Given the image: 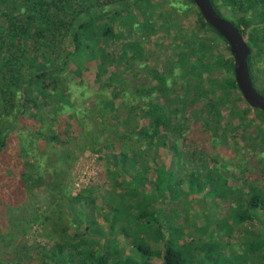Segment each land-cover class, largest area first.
I'll list each match as a JSON object with an SVG mask.
<instances>
[{
    "label": "trees",
    "instance_id": "obj_1",
    "mask_svg": "<svg viewBox=\"0 0 264 264\" xmlns=\"http://www.w3.org/2000/svg\"><path fill=\"white\" fill-rule=\"evenodd\" d=\"M151 1L0 0V215L4 217L8 207L21 208L19 204L25 203L30 193L34 198L39 197L38 192L45 194L48 190L65 202L60 209H53L54 216L48 217L54 221L44 229L50 243L46 239L47 244L41 247L35 241L31 244L18 238L31 231L42 214L32 213L29 225L23 229L0 220V244L3 241L10 244L13 256L0 258V264H156L152 261L154 257L160 258L162 264H264V227L256 237L248 234L242 245L228 241L240 221L254 219L247 213L264 211V176L256 171L262 169L263 158L252 154V161L248 160L254 179L245 193L220 170L216 159L219 154L210 149L211 145L218 148L225 143L227 132L221 128V133L208 136V132L218 128L217 116L223 107L233 115L253 112L262 125L264 110L248 104L243 111L237 106L244 97L235 78L230 46L205 20L193 0H188V4L196 8L197 27L188 38L178 33L180 49L171 60V67L164 70V79L161 80L162 67L156 65L146 67L147 72H152L149 95H143L148 86L136 80L127 83L120 80L119 88L110 89L118 72L125 74L135 71L137 66L148 65L150 53L144 47V39L159 34L154 11L148 8ZM211 1L217 12L233 21L244 34L251 48L248 61L254 85L264 93V83L254 73L257 63H264V0ZM178 7L172 12L173 17L183 8L182 4ZM119 15L123 17L118 27L105 22L119 20ZM125 28L133 31L134 37L125 38L122 34ZM199 29L211 30L226 42L228 55L217 51L212 41L202 40L197 33ZM195 35L200 52L194 58L197 50L186 49L182 44L193 47ZM110 40L121 42L114 52L102 46ZM94 55L101 58L98 80L111 66H118L107 85L98 88L78 82L67 70L71 62L83 69L87 56ZM218 59L223 63L216 66ZM131 64L135 65L130 67ZM203 67L222 75L219 88L206 82ZM135 74H141V69ZM155 79L159 82L153 83ZM183 82H187L190 90L189 97L182 101ZM158 92L164 104L158 102ZM170 94L175 101L169 103L166 95ZM87 98H93L98 119L87 114L84 104ZM111 103V120L118 131L123 130V137L135 139L132 146L126 140L117 149L113 146L104 149L103 145L112 140V123L106 118ZM66 110L80 130L76 137L65 141L62 135L73 125L63 115ZM187 114L193 120L190 124ZM141 120H147V125H141ZM193 123L199 125L195 124L196 129L191 131ZM60 138L66 146L63 153L56 147ZM181 139L187 159L177 146L174 150L178 158L169 168L161 170L150 165L155 162L161 143L171 146L170 140ZM86 150L100 154L97 160L109 181V188L101 195L102 203L97 201V186H87L77 195L66 189L69 172ZM30 157L39 162L41 169L25 166V159ZM211 159L217 164L213 168L208 167ZM250 163H255L256 169ZM148 182L153 184L151 192L146 187ZM194 185H198V190L209 186L214 200L229 202L228 213L210 215L206 225L200 226L194 217L180 213L177 208H166L169 201H184L186 190L190 192ZM9 202L14 205H7ZM66 216L74 221V227L57 225L67 221ZM41 222L38 225L42 228ZM130 222L143 225L146 231L135 233ZM110 234L130 235V255L112 247ZM184 236L186 239L181 242ZM227 247L229 256H222L227 254Z\"/></svg>",
    "mask_w": 264,
    "mask_h": 264
},
{
    "label": "rangeland",
    "instance_id": "obj_2",
    "mask_svg": "<svg viewBox=\"0 0 264 264\" xmlns=\"http://www.w3.org/2000/svg\"><path fill=\"white\" fill-rule=\"evenodd\" d=\"M180 1V2H179ZM23 0H20L19 3H22ZM179 15H176L173 17L172 12L177 9L176 7L181 6ZM187 6V7H186ZM148 8L154 11V17L157 21V24L159 26V34L156 36H151L147 39H144V47L147 52L150 53L148 65H144L143 68L136 67L135 71L137 69H141V74H135V71H127L125 74L117 73L115 77H117L115 82H113V86L111 89H114L115 87H118L120 80L124 81L125 83L130 81H135L138 84L143 83V85H147L148 87L144 88L143 95L147 96L149 95L151 89L149 83L152 82L151 77L152 72H147L146 67H154L157 65V67H162V76L161 80L165 77V71L171 67V60L177 56L179 47V41L177 39V35L180 32L181 34L185 35L186 38L190 36L193 29L197 27V13L196 8H191L188 4V0H152L150 4H148ZM179 8V7H178ZM10 10V8H9ZM136 13L140 14L139 9H135ZM13 13V12H11ZM14 14V13H13ZM123 17V16H122ZM121 15H119V20H106L108 24H113L114 26L118 27L120 20H122ZM139 18H141L139 16ZM2 19L5 22V17L3 16ZM100 22L99 24L105 23ZM202 40H204L207 43H210L212 41V45L216 46L217 51H219L221 54L228 55V45L226 42H224L222 39L218 38V36L211 30L203 31L200 30L197 31ZM122 34L125 36V38L128 39L134 37L133 31H130L128 28H125ZM101 36V35H100ZM136 37V36H135ZM103 42V40H102ZM121 42L117 40H110L108 42H104L102 45L103 48H105L108 52H114L117 50L118 45ZM198 43L199 39L195 35V44L193 45V48L191 45L186 44L183 42L182 46L186 49H198ZM200 50H197L194 53V58L199 56ZM257 55V51L255 52ZM101 61L100 56L94 55V56H87V58L84 60L85 67L83 69H79L78 66L74 63H70L67 66V70L71 73V75L78 81V82H84L92 87L98 88L102 85H107V83L110 81V75L112 73H116V69L118 66H111L109 71L107 73H104L101 80H98L96 73L98 70V65ZM223 63V60L218 59L215 62L216 66H219ZM264 63L261 61L257 63V65L254 67V73L255 77L258 81L264 83ZM135 64H131L130 67H133ZM124 68V67H123ZM127 68V67H126ZM174 66L172 65V69ZM204 69L206 67H203ZM122 70V68H121ZM165 70V71H164ZM218 72L216 71H208L203 70L202 75L205 76L206 82L208 84H211L212 86L219 88L220 82H222V75L218 76ZM159 82L158 79L153 80V83ZM117 83V84H115ZM261 84V83H260ZM189 86L187 85V82H183L182 91L184 93V96L180 100H185L189 97ZM158 102L160 104H164L165 100L161 96V94L158 92ZM187 95V96H185ZM61 97V96H59ZM166 97L169 98V103L174 102L175 98L170 95H166ZM92 99L93 98H87L84 101V104L86 106V112L89 115L91 119H98L97 113L93 109L92 105ZM118 101V100H117ZM111 102V101H110ZM119 103V102H118ZM113 104L111 103L107 109H106V118L111 121V133H112V140L110 142H106L103 146L104 149L108 150L110 146H113L114 149H117L120 147V144H123L124 141L128 140V143L132 146L135 142V139H132L130 137L129 139L125 136L123 133V130L118 131V128L115 127V122L111 120V115H113L111 108ZM237 106L241 110H247L249 105L246 102L245 99H240L237 103ZM118 107H121V105H118ZM129 110V108H128ZM70 111L66 110V112L63 114L65 118L68 119V121H73V118H70L68 115ZM166 112V111H165ZM187 124H190L193 122L191 116L187 114ZM126 119V118H124ZM127 120H130L129 118ZM254 124H252V122ZM73 125L68 126L66 130L68 129V133L62 135V139L69 140L71 138L76 137L78 134L80 127L77 126V124L72 122ZM217 123L218 128H215L208 132V136L210 138L216 136L218 133H221V128L224 129L226 134V141L225 143H221V145L218 146V148H215L213 145H211L210 149L212 152L218 153L219 156H216V159L218 160L219 164L217 165L214 163V161L211 159L209 162L210 168L215 167V165L220 167V170L225 174L230 176V180L232 182V185H235L238 189L240 188L243 192L247 193L249 187L248 184L252 182L254 179V175L252 174V171L249 170V161H252L253 156H260L263 158L262 163V169H256L254 165L252 164L253 169H256L257 173L262 172L264 176V125L260 124L259 121L255 120L253 112H245L243 115H233L231 114V110H228L227 108L223 107L221 111L219 112L217 116ZM198 127L199 123H193V127L191 131L196 129V126ZM252 124V125H251ZM141 125H147V120H141ZM192 125V124H191ZM77 128V129H76ZM212 132V133H211ZM62 139L60 138L59 141H56V147L62 149V153L65 151L66 146L64 143H62ZM182 139L179 142H175L170 140L171 146H166L165 144L161 143L158 149V155L155 157V162L151 161L150 165L156 166L159 169H166L171 166V164L177 160V152L174 150L177 146L179 148V153H181L185 159L188 157L184 154V146L182 144ZM47 144V143H46ZM176 144V145H174ZM49 145V144H48ZM184 151V152H183ZM183 152V153H182ZM91 150L84 151L81 155H79L78 159L75 162L74 167L71 169V171L68 174V193L75 195V193L78 191V188L93 185L97 186V190L95 193H98L99 196H97V201L102 203V197L101 195H105L107 189L109 188V181L105 172V169L103 165L99 164V161L95 159V156ZM26 160V161H25ZM25 166L27 168H40L39 162L35 160L34 158H27L25 159ZM249 160V161H248ZM192 165V164H191ZM226 165V166H225ZM228 166V167H227ZM41 169V168H40ZM44 173V170H43ZM152 175L154 180L157 178L156 170H152ZM153 184L147 183L146 187L148 191H152ZM198 185H194L192 189H187L186 192L188 195L184 197V201H169V207H166L168 210L172 208H177V210L180 213H186L189 217H194L196 219V222L198 225H206V222L209 221L210 215L214 214H224L226 215L229 210V206L231 205L229 202L224 200H219L218 198H215L213 193L208 186L207 188H203L201 190L197 189ZM210 191V192H209ZM241 191V192H242ZM66 192V191H65ZM242 192V193H243ZM39 197H34L30 193V197L27 198L26 196V202L22 201L20 207L17 208L15 206L8 207L7 214L4 213V217L0 215V220L4 222L6 225H20V228L23 229L26 227V225H29V219L33 214H37L40 216L42 214L43 216L39 220L42 223L43 227L41 228L38 223H34L32 226V230L28 231L26 235H20L18 239H25L28 240L31 244L33 241H35L36 246H43L47 244V236L46 232H44L45 227L47 225H53L54 221L50 220L49 216H54L53 213L54 210L60 209V207L65 203L62 197H59L57 193H51L50 191L44 192H38ZM241 194V193H240ZM48 196V197H47ZM6 199V196H4ZM4 199V202H5ZM218 199V200H217ZM21 202V200H20ZM218 203V204H217ZM7 205H14V203L9 202ZM18 206V205H16ZM56 208V209H55ZM54 209V210H53ZM262 211V210H260ZM33 213V214H32ZM255 214V215H254ZM249 217H254L252 221H240L239 225L236 227L235 233L232 235V237L229 238L230 244L235 245H242L243 241L245 242L247 240V236L249 234V237H256L264 227V211L262 213H247ZM67 221H60L57 223V225H70L71 227H74L76 225L74 221L71 220L70 217L66 216ZM45 221V223H44ZM101 221V220H100ZM130 225L132 226L135 233H142L146 231V228L143 227V225H137L132 222H130ZM129 225V226H130ZM119 224H115L114 230L116 231L118 229ZM214 227V226H213ZM212 227V228H213ZM211 228V229H212ZM21 232V231H20ZM187 238L190 239L189 236L190 233H187ZM130 235L127 234L125 236L121 234H110V239L112 241V247L115 249H122L125 251L126 255H130L132 252L131 246L128 244V240ZM47 239V240H46ZM186 239V236L181 238V242H184ZM226 239V238H225ZM50 243V241L48 240ZM227 242V241H226ZM12 250V246L10 244L5 243L4 241L2 244H0V258H13L12 253L9 251ZM39 252V251H38ZM225 252L227 254H224L222 256H229V248L225 249ZM156 264H162V261L160 258L154 257L152 259ZM218 262L224 263V260L218 259Z\"/></svg>",
    "mask_w": 264,
    "mask_h": 264
},
{
    "label": "water",
    "instance_id": "obj_3",
    "mask_svg": "<svg viewBox=\"0 0 264 264\" xmlns=\"http://www.w3.org/2000/svg\"><path fill=\"white\" fill-rule=\"evenodd\" d=\"M193 1L205 20L228 42L234 57L235 78L244 99L252 108L264 110V93L254 85L248 61L251 48L244 34L233 21L217 12L211 0Z\"/></svg>",
    "mask_w": 264,
    "mask_h": 264
},
{
    "label": "built area",
    "instance_id": "obj_4",
    "mask_svg": "<svg viewBox=\"0 0 264 264\" xmlns=\"http://www.w3.org/2000/svg\"><path fill=\"white\" fill-rule=\"evenodd\" d=\"M94 154V156H95V159H98V156L100 155V154H98V153H93ZM88 186H91V185H88ZM87 186H84V187H81V188H78V191L75 193V195H77V193H79L82 189H84V188H86Z\"/></svg>",
    "mask_w": 264,
    "mask_h": 264
}]
</instances>
